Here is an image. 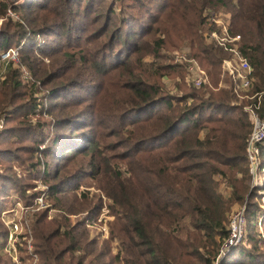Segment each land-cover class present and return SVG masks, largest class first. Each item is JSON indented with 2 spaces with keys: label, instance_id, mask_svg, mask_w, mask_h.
<instances>
[{
  "label": "trees",
  "instance_id": "1",
  "mask_svg": "<svg viewBox=\"0 0 264 264\" xmlns=\"http://www.w3.org/2000/svg\"><path fill=\"white\" fill-rule=\"evenodd\" d=\"M221 11L253 70L249 95L263 92L264 0H0V54L20 47L19 64L0 61V213L16 193L24 208L42 198L62 215L48 220L44 209L32 219L38 264H214L230 207L248 195L246 241L219 264H264L257 195L247 186L251 123L222 76L230 55L203 35ZM184 46L221 89L188 87L185 64L165 63L163 52ZM22 65L33 81L21 78ZM165 77L182 80L180 96L161 85ZM83 179L114 203L115 256L89 239L84 222L71 224L83 212L95 220L102 207L78 192ZM36 181L46 189L32 191ZM8 236L0 224V264H8Z\"/></svg>",
  "mask_w": 264,
  "mask_h": 264
},
{
  "label": "rangeland",
  "instance_id": "2",
  "mask_svg": "<svg viewBox=\"0 0 264 264\" xmlns=\"http://www.w3.org/2000/svg\"><path fill=\"white\" fill-rule=\"evenodd\" d=\"M106 1H108V0H106ZM215 15H218L219 17H221L230 26L231 17H230L229 13H225V12L221 11V12H216L215 14H213L211 16H215ZM11 17H13V19L15 21H18V18L16 16H14V14ZM19 48L20 47L10 48V49H16L17 54H18V58H19V51H18ZM8 50H6V51H8ZM180 51L186 52L187 47L184 46V47L180 48L179 50L163 52L165 54V57H166L165 63H174L178 66L182 65L184 62H181V63L177 62L179 54L175 53V52L180 53ZM19 61H20V58L18 60H16V62L14 64L15 65L19 64L20 63ZM48 62L49 61L46 60V63H48ZM143 62L152 63V62H154V60L152 59V56H145V59ZM29 73H30V71H29ZM186 76H187V72H186V74L182 80L186 83L185 84L186 86L192 87L191 84L186 82V80H185ZM21 78L24 81H27L23 77H21ZM33 79L34 78H32L29 81H33ZM222 79H223V77H222ZM182 80H179L178 78L169 79V78L165 77L163 79V81H161V83H162L161 85L165 84V86H166L165 89H167V92L169 94L180 96L181 94H179V91L177 89H175L174 84L175 83L179 84V83H181ZM220 82L217 84V88L212 89L213 91L217 92L219 89H221L223 87V83H221V85H220ZM44 93L45 92L40 90V92L36 95V97H39L38 100H40L41 96H43ZM250 93L251 92H249L248 94H250ZM108 94L109 95H106V103H107V105H110L112 102V98L110 96L112 94V92H110ZM238 101H239V104L241 102L242 103L241 105H243L245 107L248 106V103H251V100L246 99V98L243 100L236 99L235 102H238ZM37 118H38V114L35 116V118L31 119V122L34 123L35 119H37ZM0 125H1L0 133H2V131H3L2 128L4 125L3 119L0 120ZM112 142L113 143L115 142V139L113 137L112 138H106V141H103V143L106 145H109V144L111 145ZM40 146H41L40 149L42 150L44 148V146L43 145H40ZM109 155L112 157V159H113V156H115V158H117L118 161H115V159H113L112 161H114V163L117 164L118 168H120L121 171L124 172V174L128 177L129 174H128V169L126 167V163L124 161H122L120 159V157H118L117 151H114L113 153L109 152ZM245 156H246V154H245ZM15 169L17 170V173L20 175L21 168L17 167ZM249 170H250V166H249V162L247 161L248 176H249ZM237 176H238V178H241V176L239 174ZM252 177L253 176H249V179L247 182L249 194H251V192H254L251 189V187L253 185ZM254 178H255V176L253 177V179ZM216 180L219 181V183H220L219 190H218L220 192V194H222V196L225 200L230 199L232 197L231 196L232 195L231 194L232 189L230 188L229 183L226 181L227 179L224 178L223 176H219L216 178ZM237 180H240V179H237ZM83 182H84L83 185L79 186L78 192L82 191L87 197L94 199L95 203L100 201L102 204V207L100 209V213L98 214V216L95 220H91L90 218H88V217H90V215H88L87 212H83V213H80L78 216L77 215L70 216L71 224L75 225L79 222H84L85 227L89 232V235H88L89 239H91V240L94 239L96 241L98 240L99 241V249L103 247L102 245L108 243L110 250H111V255L115 256L118 253L120 247H119V241L116 238L114 240H111V235H110L111 226L114 224V219H115V217L111 214V206H113L114 203L112 200L105 197L104 194L100 190L96 189L97 184H95L94 181H92L90 179H83ZM35 183H36L34 186L35 188H33L32 191H43L46 189V187L44 186V184H42L41 181H39V182L36 181ZM255 193H256L257 197L253 201H254V203L256 202L257 211H259L258 217L256 219V228H257V231L260 233V236L262 237V240L264 243V232H263V228H262V220L264 218V215H262L263 212L260 209V206H263V203L260 200V198L258 197L260 192L258 191ZM248 196L246 197V199L244 200V202L242 204L234 203L231 205L230 210H229L230 212H229L228 217H227L226 228L228 227L230 219L233 216L237 215L239 212H242L240 210L243 207H245V211H246V208H247L246 204H247ZM47 203L45 202V200H43L42 203L35 202L34 206L27 208V209H24V207L21 204V201L18 199L16 193H12L10 195V197L8 198V201H7L8 207L0 213V224L2 225V227L4 228V230L6 231L7 234L9 233V230L12 231L13 229H15L14 225H16L17 229L15 231H16V234H18L17 235L18 239H17L16 245H15V248L9 249V250L6 249V252L8 255L4 253L6 255L5 259L8 262V264H38L39 263V257L37 258V256L34 255V252H35L34 248H33L34 238H33L32 232H31V224H33L32 219L35 217L34 215H36V213H38V212H43L44 209H47L46 213L48 216V220H51V219L61 220V218H62V215H60V212L57 210H54L51 206V203H48V204ZM20 208H23L24 212ZM245 217H246V213H245ZM245 234L247 236L246 223H245ZM245 239H246V237H245ZM18 245L20 247V251H19V249H17ZM6 246L10 248L11 244L9 243V246H8V244ZM232 249H234V248H232ZM232 249H230V251ZM230 251L228 250L226 252V254L224 255V257L227 256ZM112 256H110V257H112ZM221 260H219V262ZM85 264H88V263L86 262Z\"/></svg>",
  "mask_w": 264,
  "mask_h": 264
},
{
  "label": "built area",
  "instance_id": "3",
  "mask_svg": "<svg viewBox=\"0 0 264 264\" xmlns=\"http://www.w3.org/2000/svg\"><path fill=\"white\" fill-rule=\"evenodd\" d=\"M8 14L13 16L11 11H9ZM209 18V26L216 27V29L213 31H205L203 35H205L207 42L216 43L225 53L230 55L229 58L223 59L221 62L222 76L229 79L231 88L237 99L243 100L246 98L251 100V103H248V106H243V111L247 115L249 123H251V131L246 139L245 154L250 166L249 176H255L254 179L252 177L253 185L251 189L260 192L258 197L263 203V206H260V209L263 212V214H261L264 215V103L262 102L264 91L255 93L252 96L248 94L252 90L253 70L240 50V35H230L229 25L218 15ZM175 53L179 54L177 62H184L183 64L186 66L187 76L185 80L187 83L191 84L195 89L204 87L214 89L211 85L208 71L204 70L199 63L189 57L188 49L186 52L180 51V53ZM18 59L16 49H9L0 54V61L3 64H8L9 62L15 63ZM19 68L21 77L26 80L32 79L25 66L22 65ZM236 103L239 104V101ZM37 202L42 203L43 199H37ZM20 209L24 212V209L27 208ZM240 211L242 212L233 216L229 221L228 227L226 228L228 230V236L222 242L219 255L214 264H219L221 262H219V260L224 257L228 250L230 251V249L235 248L246 241L245 207ZM14 227L15 229L12 231L9 230L8 233L9 237L7 244L9 246L10 243L12 247H8V250L15 248L18 239V234H16L15 231L17 229L16 225H14Z\"/></svg>",
  "mask_w": 264,
  "mask_h": 264
}]
</instances>
